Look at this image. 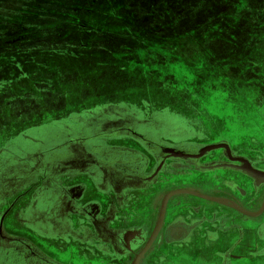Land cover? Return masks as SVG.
<instances>
[{"label":"rangeland","instance_id":"1","mask_svg":"<svg viewBox=\"0 0 264 264\" xmlns=\"http://www.w3.org/2000/svg\"><path fill=\"white\" fill-rule=\"evenodd\" d=\"M249 6L0 0V264H29L19 251L39 242V220L64 226L71 190L77 208L105 209L144 190L117 175L144 174L150 161L156 176L165 160L264 139V57L230 39L242 12L264 18Z\"/></svg>","mask_w":264,"mask_h":264},{"label":"flooded vegetation","instance_id":"2","mask_svg":"<svg viewBox=\"0 0 264 264\" xmlns=\"http://www.w3.org/2000/svg\"><path fill=\"white\" fill-rule=\"evenodd\" d=\"M146 147L149 156L152 157L150 153L154 152L159 161L166 156L161 151L162 146L150 144ZM182 149V146L176 147V150ZM88 157L85 155L86 162ZM129 163L135 164L133 161ZM244 163L264 175L263 156L258 153H253L252 157L241 155L231 146L229 150L209 151L199 159L165 160L156 176H153L155 167L151 168L149 161L150 170L146 171L147 167L143 165L144 174L136 172L127 176L117 175L116 178L127 186L143 184L145 192L116 194V200L105 209L94 203H84L77 208L78 205L72 203L77 193L71 190L67 192L71 200L70 211L81 216L83 226L77 240L82 241L88 252L98 254L100 259L94 264H184V261L191 264H231L227 259L229 246L219 245H231L232 241L228 243L226 239L232 232L239 236L237 225L246 229L256 225L259 219V229L264 227V178L246 176L239 168ZM122 168L120 166L121 175ZM219 170H225L232 176L220 181ZM237 180L243 181L235 183ZM173 191L180 192L170 195L160 214L164 196ZM253 213L259 215L253 217L250 215ZM0 236L3 238L2 232ZM8 242L2 240L1 248L7 249ZM148 242L147 251L137 260ZM218 247L225 249L217 252ZM20 248L23 247L16 246L17 250ZM22 250L18 254L24 258L30 255L29 264H57L37 256L31 247L30 251ZM185 250L189 252L185 253ZM84 259L87 262L83 264H91L88 256Z\"/></svg>","mask_w":264,"mask_h":264},{"label":"crops","instance_id":"3","mask_svg":"<svg viewBox=\"0 0 264 264\" xmlns=\"http://www.w3.org/2000/svg\"><path fill=\"white\" fill-rule=\"evenodd\" d=\"M244 4L248 7L249 5H255L252 6V9L255 10H261L264 11V2L263 0H242ZM252 1V2H251ZM256 1V2H254ZM251 9V10H252ZM250 15V14H249ZM238 29L237 32H231L232 35L230 39L234 42L236 41H248V42H255V46L258 45L256 48L258 50V56L259 58L264 57L263 52L260 53L259 50L260 44H263L264 42V32L261 29L264 25V18L259 19L255 16H248V12H242L241 16L238 18ZM259 19V20H258ZM255 26H254V25ZM244 26V27H243ZM251 28H248L250 27ZM260 140V139H259ZM234 151L238 152L239 154H244L247 156L253 155V153H258L260 156L264 157V139L257 142V144L252 146H244L242 145V142L240 141L237 144H234ZM221 149V147L215 148ZM227 149V148H226ZM255 158V156H254ZM241 158L240 160H242ZM245 160V159H243ZM245 162H247L245 160ZM218 168V167H216ZM241 172H243L246 176L249 174L248 172H253L256 175L253 177L259 176L264 178V175L262 173L260 174L258 171L254 170L250 165H246L244 163V166L239 167ZM258 172V173H257ZM219 178L220 181L230 177V173H228L225 170H219ZM264 174V173H263ZM250 175V174H249ZM232 176V175H231ZM252 176V175H251ZM229 179V178H228ZM243 180H237L235 183H242ZM219 184V181L217 182ZM145 192V191H143ZM170 197V196H169ZM168 197V198H169ZM235 210L240 211V209H237L235 207ZM247 211V210H246ZM249 211V210H248ZM245 213L244 211H241ZM250 212V211H249ZM254 215H251L253 217H257L259 213H253ZM64 218L61 223L64 224L62 228H59L58 231H53L50 228H45L41 225V221L39 220L37 224L35 225V228L33 230V234L39 238L38 243H34L31 246V250L34 251V253L37 256H42L47 258L50 262L57 263V264H83L84 262H87L84 257L88 256L89 261L97 262L100 257L98 254L93 251L92 253L88 252L86 247L83 245L81 240H77L80 235L82 234L83 226L81 225V216L76 215L72 211H69L67 214H64L61 216ZM256 223H259V219L256 221ZM254 225L252 227H240V233L237 237L236 232H232L228 239L226 241L230 244H220L224 247H228V255L229 261L231 264H264V227L259 229L258 225ZM236 227V225H235ZM11 238H14L16 236L9 235ZM150 244V243H149ZM149 244L145 246V250L139 254L137 257V260L141 257H143V254L147 251ZM31 245V244H30ZM217 248V252L223 251L225 248ZM189 250H185V253H188ZM183 259H186L185 257ZM184 264H191L188 261H184Z\"/></svg>","mask_w":264,"mask_h":264},{"label":"water","instance_id":"4","mask_svg":"<svg viewBox=\"0 0 264 264\" xmlns=\"http://www.w3.org/2000/svg\"><path fill=\"white\" fill-rule=\"evenodd\" d=\"M219 147H221V146H219ZM216 148V147H215ZM218 148V147H217ZM250 175H252V176H255L256 174L255 173H253V172H248ZM177 192H180V191H173V192H170V193H168L166 196H164V198H163V201H162V206H161V211H160V214H162V212H163V209H164V206H165V203H166V201H167V199H168V197L171 195V194H173V193H177ZM250 215H254V214H250ZM157 226H158V224H157ZM149 244V242L147 243V245ZM146 245V246H147ZM145 250V248L142 250V252ZM142 252H140V253H142Z\"/></svg>","mask_w":264,"mask_h":264},{"label":"trees","instance_id":"5","mask_svg":"<svg viewBox=\"0 0 264 264\" xmlns=\"http://www.w3.org/2000/svg\"><path fill=\"white\" fill-rule=\"evenodd\" d=\"M191 10H192V9H191ZM208 11H209L208 15H210V14H214V11H212L211 8H208Z\"/></svg>","mask_w":264,"mask_h":264}]
</instances>
